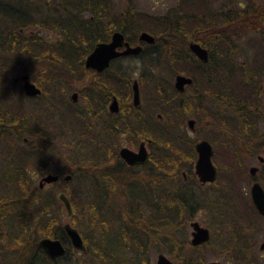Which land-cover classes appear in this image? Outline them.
Returning <instances> with one entry per match:
<instances>
[{
  "label": "flooded vegetation",
  "instance_id": "flooded-vegetation-1",
  "mask_svg": "<svg viewBox=\"0 0 264 264\" xmlns=\"http://www.w3.org/2000/svg\"><path fill=\"white\" fill-rule=\"evenodd\" d=\"M196 2L197 1L194 0V11H192L190 15L194 18L198 17L205 20L204 29L207 35V45H201L195 39L189 38L187 40V48L198 59L200 66H204V68L203 70L200 69L199 71H196V65L194 64H187L185 66L188 72L191 71L190 73L194 72L198 75L201 74L198 78L199 81L195 80V78L186 71H175V57H179V52L182 49L181 44H175V14L177 16L181 14L179 11V0L174 2L172 6L173 11L171 12V16L173 19V28L172 35H170L172 43L170 44H160L156 35L146 30V32L153 36V41L147 42L139 39L138 34L144 29H139L136 33L135 40H131L127 38L123 31L113 28L110 29L108 37L105 40L95 41L92 47L97 42L108 41L112 32L119 31L123 35V40L127 41L129 45L139 44V51L137 53H125L113 56L108 60V64L101 70L85 67V55L83 58V66L91 71L79 78L67 74L59 77H51V83L54 81H57V83L49 86L46 98H41L38 101L35 100L36 96L41 95V87L38 86L28 75L29 80L39 87L40 92L30 95L23 92L24 95L28 97L31 104L29 106L28 113L20 114V117L14 126L17 128L22 120H28L31 128L33 129L41 126L39 124L42 123L47 138L43 139L37 137L36 139L32 138V140H29L23 136L19 141L21 143L19 148L28 149L32 155L37 156L39 163L52 164L55 170V172H52L49 165H45L41 168L28 165L26 168L28 169L27 174L29 178L32 179L33 177L39 175V181L40 177L46 173L57 175L55 180L44 182L41 185H39V182L37 181V186L39 188H43L46 184L56 182L60 179L66 182L73 176L74 169H71L72 171H68L71 167L68 163V153H59L57 148L58 146H62L66 143L63 139L67 137L68 133H74L77 138L79 137L81 140H88L94 144L92 153L93 157L91 155H87L92 157V160L90 161L92 162V165L86 164L89 163V160L87 159H76L74 162L78 163V169L81 170L79 174L87 172L85 174L89 175L87 177L92 180V190L95 195H108L111 203L114 204V207L117 206L119 208H123L126 200L128 199L129 201V198L132 195L137 197L151 193V202L153 203L158 201L163 175L162 167L159 161L161 149L160 145L153 140L152 136L144 132V129L147 127L148 122L154 124L155 127L163 126V123H161V111L159 108L155 107L159 103L158 97L156 95H153V97L144 96L145 94L142 87L144 82L147 81H150L152 84L151 90L153 92L155 82L166 78L171 82L172 87L176 91L175 104L180 106V103H182L187 106L188 110L204 115L205 118L210 115H227L231 110L238 111L239 109L245 108L244 105L249 106L250 108L248 109L252 110L254 113L255 129L258 132L264 131V70H261L262 84L257 83L255 89H253L251 83L249 84L248 82V90L255 92V95L253 97L251 96V99L249 100L244 95L245 87L238 73L241 74L243 71L244 73H247V70H251L249 68V64H251V62L246 60L247 65L245 63L246 66H242L244 60H234V56L239 54L245 55L248 59H250L251 57H254L255 51H259V49H263L262 51H264V45L249 43L244 48L245 45H234L230 42L232 41L231 38H228L229 44L223 45L222 43H218L217 38L218 35L224 36L226 39L227 36L237 37L238 35V37H243L245 33L254 34L253 37L256 38L254 31H258L259 26H252V28L248 31H243L244 33L241 34L237 33L236 30V32L232 30L231 34L228 33L227 22L230 21V26H233V19L242 15L249 19H255L256 22L259 21V18L264 19V0H203L202 8H198ZM107 9H109L108 15L104 14L99 18L103 23H106L110 16L115 18V13H113V0H108ZM78 12L81 17H92V14L86 9L81 12L78 10ZM120 13H122V11H120ZM163 14L148 15L156 18L158 15ZM28 31L33 33L31 30ZM190 41L197 42L205 49V60H201L190 49ZM252 41H254V39ZM123 47V45L116 46L115 49L117 51H121ZM238 47L241 49L240 53L235 50ZM169 48L172 52V70L169 69L168 64L163 63V57L166 56V54H164V50ZM259 57H262V60H264V52H262V54L258 53L257 58ZM128 58H134L137 62H141L142 67H140L138 74L134 76L130 74L129 70L131 69L129 67H123V65H121L122 60ZM28 63H32L31 58H28ZM244 67L247 69H243ZM166 70L171 76H173L172 81L169 77L167 78L165 76ZM261 71H259L258 78L261 76ZM110 72H117L120 75H108ZM235 73L238 77L235 76ZM177 74L190 78V82L184 83L180 90L173 85L175 75ZM13 78L14 77L11 79L15 83V86L18 84L17 86H20L22 89L21 81L14 80ZM133 81L136 82L137 86L138 102L136 103L133 102ZM90 90H92L93 98L91 100V107H87L86 101L91 97H85L84 94ZM243 97L246 100L244 102ZM77 99L81 102L79 107L74 106ZM186 101L189 102V105H186ZM36 102H38V105H36ZM15 105L18 106L16 112L17 115H19V111L21 109V107L19 108L20 104L15 102L13 106ZM0 107H4L1 101ZM178 108L175 109V141L186 145L191 144L193 147V156L188 150L185 151L188 155H175V240L187 241L191 246L200 245L203 248L205 245H210L213 238H216L217 241L221 242L222 249L226 251L225 253L232 251L235 255L234 259H237V264H259L257 257L262 255L261 250L264 249V246L260 247V244L264 240V237H262L258 242V248L260 250L258 254H252L253 262L247 261L246 263L243 260L244 258L242 253L239 252L240 246L238 245V248H236L237 245L236 247L233 246V244L230 243V240L237 239L239 236L238 233L242 232L243 221L252 220L254 222V233L259 234L262 232L264 230V213H260L254 206L251 201L250 194V202L245 204L243 197L239 198V195L228 190L227 186L229 183L230 186L231 184L233 185L236 180L239 179L237 178L238 176H235L236 179L234 178V172H242V175L247 172L248 175L246 180L249 183V187L254 181H256L260 184L264 191L260 178V176L264 178V156L261 155L259 151L255 152L253 157L258 161V165L249 164L247 166L243 164V160L231 157L228 159L229 161L225 160V167L228 169V172L225 173L224 177L221 176V166L218 164L220 162L216 158L213 150L214 141L210 139L211 137L209 135H212V131L216 130L219 133V137H225L227 135V127L225 125H217L216 128L219 126V130L209 129L210 134L201 135L200 138L196 139V134L202 124L198 123L195 114L188 115L184 119L183 124L176 122L177 120L179 121ZM37 112L43 113H41V118H36ZM188 119L193 120L192 126L187 124ZM202 139L209 142L212 150L210 160L215 169V174L211 180H200L199 176L195 172L194 166L197 157L195 144ZM76 141L77 140H75V144H77ZM228 144L232 146L234 142L228 141L226 145L229 146ZM254 144L257 147H264V137L263 139L254 141ZM140 146H142L145 151L143 159H136L128 162L120 154L121 148H127L133 152H137ZM19 152L20 151L18 150L17 153ZM76 154H79L78 151ZM259 156L261 158H259ZM212 159L216 162V165L213 163ZM88 166H90L89 170ZM250 166H255L253 173L249 172ZM244 169L246 171L243 173ZM1 172L2 170H0V178ZM65 175L69 176L64 178ZM220 179H222V182ZM227 180H230V182ZM224 181L228 182V184L226 185V182ZM217 182H220L223 189L222 193L212 196L207 195L206 192H208V189H211L213 184ZM153 195H156L155 200ZM226 195L230 196L232 199L230 202L232 203L230 208H226ZM236 201L240 203L239 207L237 206ZM199 210L215 211L216 214H218V218H215V222H217L218 226L224 222L232 223L234 221V223H232L233 227L230 229L229 236L225 235L224 237V232L223 234H219L220 229L224 231L222 226L219 227V230L215 231L208 224L197 219L195 215L196 211ZM234 210H237V213H235ZM116 213L117 211L113 212L114 216H116ZM70 217L71 215L69 217L66 216L67 219L65 221H68L71 224ZM226 219L227 221H225ZM229 220L230 222H228ZM192 222H197L199 226L207 229L208 237L206 240L197 243L191 242L192 231H194L191 224ZM187 227L190 229L188 237L185 235ZM225 240H227L229 244H227ZM61 243L63 244L62 241ZM63 247L65 252L64 244ZM72 248L78 253L82 251L74 248L73 246ZM237 250L238 252H235ZM203 254V251H199L196 254H181V252H178L175 255H179L178 257H181V259H193L195 257L197 259L200 258L202 264H205L210 260H217L210 259L204 261ZM171 261L173 262L172 259ZM220 263L223 264L222 262ZM175 264L178 263L175 261Z\"/></svg>",
  "mask_w": 264,
  "mask_h": 264
},
{
  "label": "trees",
  "instance_id": "trees-1",
  "mask_svg": "<svg viewBox=\"0 0 264 264\" xmlns=\"http://www.w3.org/2000/svg\"><path fill=\"white\" fill-rule=\"evenodd\" d=\"M196 1L198 8H202L203 0ZM29 3V0H0V23L2 22L3 27V30H0V50L5 53L0 54V92L6 91V87L10 84L15 85L7 76V70L12 63L20 64V72H26L41 87V95L36 96L35 101L44 98L48 94L49 86L57 83V81L51 83V77L66 74L77 78L84 76L91 71L83 66L84 56L95 41L105 40L110 29L113 28L123 31L131 40H135L139 29H144L154 33L159 41L163 39L164 44L172 42L170 35H172L173 19L170 10L155 18L135 10L132 0H124L123 13L119 15L116 12L115 18L110 16L107 22L103 23L99 18L104 14L108 15V0H37L36 4L47 7L48 11L42 14L41 9L34 6L37 12L34 18L27 9L28 5L30 6ZM194 6V0H179L181 14L178 16L175 14V44H181L182 49L179 57H175V67L177 64H194L196 71H199L203 70L204 66H200L198 59L187 48V40L192 38L201 45H207V35L204 29L205 20L190 15L194 11ZM85 9L92 14L91 18L81 17L78 10L81 12ZM233 23L234 25L230 26V21L227 22L228 33L236 30L241 34L252 26H259V30L254 31L257 39L251 37L254 41L250 40L249 43L264 45L263 18H259L256 22L255 19L242 15L233 19ZM35 25L54 32L56 36L50 39L38 34L35 29L33 33L29 31L27 34L22 33L24 27L32 28ZM247 34L249 33L244 35ZM217 38L219 44H229L228 36L227 39L221 35ZM262 50L255 51L254 57L250 58L249 68L252 71L253 80L258 78L259 71L264 67L262 57L257 58L258 53L264 52ZM25 57L27 64L24 62ZM28 58H31V64L28 63ZM171 59V56L163 57V63L168 64L170 70L173 67ZM184 67L185 69L181 72L186 71L195 80L201 76V74L188 72L186 66ZM175 71L178 69L175 68ZM108 75L120 74L110 72ZM17 85L14 89L19 96L28 99ZM250 91L244 88V95L249 100L255 95V92L251 95ZM153 92L158 97L157 108L161 111L162 120L164 116L166 118V121L161 120L163 126L155 127L148 122L144 129V132L152 136L161 149L159 161L163 175L159 200L152 203L151 193L137 197L132 195L129 201L126 198L123 207L125 209L114 207L108 199L105 200L109 211H117L114 216L117 222L116 229L111 227L108 219L101 217L102 214H99L97 204L94 203L95 199L83 203L79 208L83 209L79 210L69 189L62 188L72 208L71 225L79 229L84 242V249L79 254H75L74 259L69 258L75 250L69 244L60 222L63 204L53 190L34 185L27 174L28 165L36 166V168L49 165L50 170L55 172L53 165L39 163L37 156L32 155L28 149L19 148L14 143L12 146L10 143L11 140L20 141L23 136L29 140H32V137L47 138L44 127L40 123L41 126L33 129L28 120H22L15 128L14 125L20 114H26L29 110L26 112L21 107L17 115V105L12 106L11 110L5 106L0 107V125L13 126L11 130L0 129V138L8 143L5 144L9 152L8 161L2 169L0 178L3 181L0 191V264H62L63 259H70L64 264H151L148 256L151 248L164 249L174 264L175 261L178 264H202L200 258L181 259L179 255H175L178 252L196 254L201 251L202 246H191L187 241L175 240V187L172 185L175 180V155L185 156L187 150L192 155L193 147L191 144L177 143L175 131L168 128L166 123L175 119V109L178 107L179 121L176 122L180 124H183L184 119L192 114H195L198 123L205 124L206 118L204 115L188 110L182 103L177 106L176 91L166 78L155 82ZM84 96L91 97L86 101V106L91 107L92 90L86 92ZM185 103L189 105V102ZM236 114H229L236 116L233 121L228 120L231 116L222 115L219 118L218 115H210L209 117L220 120L225 126L229 125L227 127H230L231 131H228L224 139L234 142L233 147L230 146V155L242 160L244 156H253L255 152L262 149V146L257 147L254 141L263 139L264 131L258 132L255 129V117L252 110L242 108ZM18 150L19 153H17ZM88 167L89 170L90 166ZM71 169L70 167L68 171H72ZM227 181L230 182V180ZM91 191L93 195L92 188ZM153 197L155 200L156 195ZM142 209L146 211L145 216L142 214ZM80 214L88 219L78 221ZM42 236L59 238L65 246L64 254L58 256L48 254L46 249L38 243V239ZM129 249L134 252V256L124 255Z\"/></svg>",
  "mask_w": 264,
  "mask_h": 264
},
{
  "label": "rangeland",
  "instance_id": "rangeland-1",
  "mask_svg": "<svg viewBox=\"0 0 264 264\" xmlns=\"http://www.w3.org/2000/svg\"><path fill=\"white\" fill-rule=\"evenodd\" d=\"M29 1H31V2L29 3L30 6L28 5L27 9H29L31 16L33 18L36 17V14H37L35 7L40 8L41 12H43L42 14H44V13L46 14V12L48 11V10H46L47 7H42V5H37L36 4L37 0H29ZM132 1H133L135 10L141 11V12L145 13L146 15H148V14L155 15V14L166 13L169 10L172 12L173 11L172 6H173L174 2H176L177 0H132ZM113 3H114L113 13L117 12L119 15H121L123 13L124 0H113ZM120 11H122V13H120ZM1 24H2V22L0 23V28H1L0 30L2 31L3 27L1 26ZM34 29L36 30V32L38 34L40 33L43 36H46L50 39H52L56 36L54 32L48 31L46 29H42V27L37 26V25L33 26L32 28L24 27V29H22V33L27 34L28 30L34 31ZM253 36H254V34L250 33L247 35H243V37L233 36V37H229V38L232 39V41H230V42H232L234 45L235 44L242 45V46L245 45L244 46V48H245L247 46V44H249L251 37H253ZM159 43L164 44V40L160 39ZM167 44H170V43H167ZM235 50L238 53L241 52V49H239V47L236 48ZM2 53H3L2 50H0V54H2ZM246 53H247V51H246ZM3 54H5V53H3ZM164 54H166V56L170 57L172 54L170 48L165 49ZM235 59H236V61L241 60V59L244 60L243 65L241 64L242 66L247 65L246 60H249V62H250V59H248L247 56L241 55V54L234 56V60ZM24 62L26 63L27 59L24 58ZM170 62H171V60H170ZM245 63H246V65H245ZM121 65H123V67H126V66L129 67L131 69V70H129V72L133 76L138 74L140 67H142L141 62H137V60L134 58H128V59L122 60ZM184 66H185V64H177L175 68H177L178 70L181 71V70L185 69ZM249 66H250V64H249ZM243 69H247V68L244 67ZM261 70L263 71L264 67ZM262 71H261V76L255 80H253L252 77H250L251 76V70H247L246 71L247 73H244V71H243L241 74L238 73V75L241 77L242 83L244 84V87L246 89H248L247 85H249L250 83H251V86H253V89H255L257 83L262 84ZM19 72H20V64L12 63L7 70V76L9 78H12L15 75L19 74ZM165 76L167 78L169 77L170 80L172 81L173 76H171L167 70L165 72ZM235 76H237L236 73H235ZM248 82H249V84H248ZM151 85L152 84L150 83V81L144 82L142 89L144 91L145 97H148V96L153 97L154 94L151 90ZM14 86H15L14 84H10L6 87V91L3 90V92H0V101L2 102V104L5 107H7L10 110L12 109L11 107L14 105V103L17 102L18 104H20V107H22V109L26 110V112H27L29 110V106L31 103L29 102L28 99H25L22 96H19L16 89H14ZM250 93H251V95L253 94L252 91H250ZM45 98H46V96H45ZM244 101H246V100L243 97V102ZM80 104H81L80 100L77 99L76 104L74 106L79 107ZM155 107H157V106H155ZM244 107L247 109L250 108L249 106H245V105H244ZM229 112H230L229 114H234V113L236 114L238 111L237 110L236 111L231 110ZM41 113L42 112H37L36 118H41ZM229 114H227V115L223 114V115L230 117L231 115H229ZM221 116L222 115H218L219 118ZM235 117L236 116L232 115L228 120L233 121V120H235ZM163 120L166 121L165 116H164ZM214 120H216V119L211 118V117H207L205 124H203L202 122L199 123L202 125L200 126L199 131L196 134V139L200 138L201 135L210 134L209 129L219 130V126H221V125L224 126V124L220 120H216V122H214ZM166 125L168 126V128H171L173 131H175V119L172 120V122H171V120L168 121V123H166ZM217 125H219L218 128H216ZM0 126H1V128H0L1 130H11V128L13 129V126L12 127L3 126L2 124ZM227 126H229V125H226V127ZM228 131H231L230 127L226 128V133H228ZM209 136L214 141L213 150H214L216 158L220 162L218 164H220V166H221V174H222L221 176L224 177L225 173L228 172V169H226V167H225V160L229 161L228 159H230L232 157V155H230V153H231L230 152V146L231 145L228 144L229 146H227L226 144L229 140L227 141V139H224L223 136L219 137V133L216 130L212 131V135L210 134ZM32 138L36 139L37 137H32ZM75 140H77L76 141L77 144H75ZM63 141L66 143L63 144L62 146H58L57 149L59 150V153L60 152L61 153L64 152V154L68 153L67 154L69 157L68 163L71 166V168L74 169L73 170V176L66 182L62 181L60 179L56 182H51L49 184H46L44 188L53 190L55 194L59 190H62L64 192V190L62 189L64 187L68 188L70 193L72 194V196L74 197V199L77 203L78 209L81 208L83 203L87 202L88 200L95 199L96 202H94V203L97 204V208L99 209V212H100L99 214H102L101 217L108 219L109 223L111 224V227L117 229V222H116V219L114 218V214H113V212L109 211V208L107 206L108 204L105 202V200H107V199L109 200V202H111L110 197L108 195H106V196L105 195L97 196L95 194L92 195V191H91L92 180L88 179L87 176H89V175L85 174L87 172H85L83 174H79L81 172V170L78 169V163L74 162L76 159L77 160L87 159V160H89V163H86V164L92 165V162H90V161L92 160V157H93L92 156L93 145H94L93 142H90L88 140H81V138H79V137L77 138L74 133H71V134L68 133L67 137L65 139H63ZM5 143L6 142L0 138V170L5 168V166H6L5 163H7V161H8L7 154L9 152H8V149L6 146V144H8V143H6V144ZM10 143L12 144V146H13V143L17 144V146H19L21 144L19 141L15 142L12 140L10 141ZM66 146H68L69 148ZM12 149H13V147H12ZM77 151L79 154H76ZM259 153L264 156V147H262V149L259 151ZM87 155H91L92 157L87 156ZM242 160H243V164L245 166H247L249 164L258 165V161L253 156H244L242 158ZM213 163H215V165H216V162H214V160H213ZM245 171L246 170L244 169L243 173ZM234 174H235L234 178H235V176H238L237 178H239V179H237L233 185L231 184V186H230V183L228 184V182H226V181H224V182H226V185L228 184L227 189L238 194L239 198L243 197L245 204H246V203L250 202L249 201V193H248L249 183L246 180L248 174H247V172H245L243 175H242V172L241 173H239V172L235 173L234 172ZM38 177H39V175L32 178V182L34 185H37ZM83 177H86L87 179L83 178ZM260 178H261V184L264 187V178H262V176H260ZM220 181L222 182V179H220ZM2 185H3V181L0 180V191H1ZM172 185L175 187V180L172 182ZM223 187H225V186H223ZM211 189H208V192H206L207 195H209V196L216 195L218 193H222V191H223V189L220 185V182L213 184ZM100 198H101V200H98ZM226 198H227V201L225 202V204L228 205V206L226 205V208H230V205H232V203H230L232 201V199L228 195H226ZM100 203H101V206H100ZM236 204L239 207L240 203L238 201H236ZM82 209H79V210H82ZM235 213H237V210L235 211ZM95 214H97V213H95ZM142 214L145 216L146 211L143 210ZM195 217L197 219H199L201 222L208 224L215 231L219 230V227L222 226L224 231L222 229H220L219 234H223V232H224V235H223L224 237H225V235L229 236L230 229L233 227L232 223H234V221L231 223L229 220L228 222H230L231 224L224 222L218 226L217 222H215L216 221L215 218L216 219L218 218V214H216V212L213 210L212 211L211 210L210 211L209 210H207V211H205V210L204 211L203 210L196 211ZM85 218L88 219V217H85ZM85 218L80 214L78 221L81 222ZM66 219L67 218H66L65 210L63 208V210L60 213V222L62 223ZM225 221H227V219ZM242 227H243L242 232L238 233L239 236L237 237V239H231L230 243L233 244V246H235V247L237 245L236 248H238V245L240 246L239 252L242 253L243 258H244L243 260L246 263L247 261H250V262L252 261V254L253 253L258 254V252L260 251L258 248V242L262 237H264V232H263L264 230L262 232H260L259 234L254 233V231H253L254 222L252 220L243 221ZM77 230H79V229H77ZM189 230H190L189 227H187L186 231H185L186 237L189 236ZM225 242H227V240H225ZM227 244H229V243L227 242ZM201 251L204 252V254H203L204 261H207L210 259H217L220 262H222L223 264H237V261H236L237 259H234L235 255L232 253V251L225 253L226 251L222 249L221 242L217 241L216 238H213L212 243L210 245L203 246ZM157 252H163L165 255H167L169 257V254L164 249L151 248L149 250V253H148L151 264H156L155 263V257H156ZM235 252H238V250ZM261 252H262V255L260 257H257V261L259 262V264H264V249L261 250ZM75 254H79V253L75 251L74 254H70L69 258L74 259ZM124 255L126 257H132V256H134V252L129 249V251H126ZM87 258H89V257H87ZM70 259H68V260H70ZM68 260L63 259L62 264H64ZM247 264H250V263H247Z\"/></svg>",
  "mask_w": 264,
  "mask_h": 264
},
{
  "label": "water",
  "instance_id": "water-1",
  "mask_svg": "<svg viewBox=\"0 0 264 264\" xmlns=\"http://www.w3.org/2000/svg\"><path fill=\"white\" fill-rule=\"evenodd\" d=\"M138 38L141 40H145L147 42L153 41V36L142 30L138 34ZM123 45V49L121 51H117L115 49L116 46ZM190 49L199 57L201 60L206 59V51L203 47H201L197 42L190 41L189 42ZM140 49V45H129L127 41L123 40V35L119 31H114L111 33L110 39L108 41H101L94 44L92 49L86 54L84 58V66L90 67L95 70H101L108 64V60L116 56L118 54L125 53H137ZM14 80L21 81L22 90L25 94H37L40 92L39 87H37L32 81L29 80L28 74L25 72H21L18 75L14 76ZM190 82V78L177 74L175 75L173 85L177 89H181L184 83ZM132 91H133V102H138V94H137V86L136 82L132 83ZM193 120L188 119L187 124L192 126ZM195 150L197 152V157L195 161V172L199 176L200 180H211L214 177L215 169L210 160L211 155V146L207 140H200L195 144ZM120 154L127 160L128 162L134 161L136 159H143L145 155V151L142 146L139 147L137 152H133L127 148H121ZM259 158H261L259 156ZM255 170V166L249 167V172L253 173ZM69 175H65L64 178H67ZM57 178L56 174L46 173L42 175L39 179V185L44 182H50ZM249 194L251 197V201L257 210L260 213H264V191L260 184L254 181L249 187ZM56 197L63 204L65 209L66 216L69 217L72 213L70 201L66 194L63 191H58L56 193ZM192 227L194 231H192V243H197L200 241H204L208 237V232L205 227L199 226L197 222H192ZM62 228L64 233L69 239L70 244L78 249L83 250L84 245L80 236L79 231L73 225H71L68 221L62 223ZM38 243L43 246L46 251L52 256L62 255L64 253V247L61 241L55 237L42 236L38 239ZM264 246V240L261 242L260 247ZM156 264H173L170 258L165 255L163 252H157L155 257ZM205 264H221L217 260H210Z\"/></svg>",
  "mask_w": 264,
  "mask_h": 264
}]
</instances>
